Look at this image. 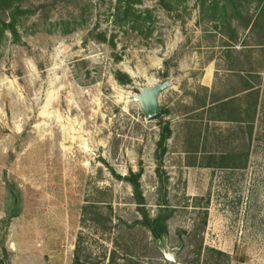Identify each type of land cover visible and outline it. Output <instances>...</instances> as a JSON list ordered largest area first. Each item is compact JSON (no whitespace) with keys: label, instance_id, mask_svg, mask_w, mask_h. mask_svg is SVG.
I'll return each mask as SVG.
<instances>
[{"label":"rangeland","instance_id":"1","mask_svg":"<svg viewBox=\"0 0 264 264\" xmlns=\"http://www.w3.org/2000/svg\"><path fill=\"white\" fill-rule=\"evenodd\" d=\"M224 1L228 17L201 0L0 3V264H264V22L251 29L264 0ZM250 73L251 144L247 123L211 106L235 94L244 107ZM167 78L158 160L163 118L134 97ZM248 146L244 170L204 165ZM132 174L152 216L171 211L161 239Z\"/></svg>","mask_w":264,"mask_h":264},{"label":"trees","instance_id":"2","mask_svg":"<svg viewBox=\"0 0 264 264\" xmlns=\"http://www.w3.org/2000/svg\"><path fill=\"white\" fill-rule=\"evenodd\" d=\"M5 0H0V3L4 2ZM250 1V0H249ZM261 1V0H257ZM201 6L204 11L207 13H210L211 15H217L219 10L223 11L224 17H228V7L227 3L224 0H201ZM238 8H236L237 10ZM239 15L240 12L236 11ZM264 22V7L261 9L259 14L257 15L256 19L253 23V26L251 29H258L262 28V23ZM4 25H6L7 28H9L12 32H15L14 24L9 23L7 24L5 21L3 22ZM264 26V25H263ZM259 45V44H258ZM236 50V49H234ZM238 54H240V51H233ZM232 69V68H230ZM229 68H227L226 71H230ZM257 71V70H256ZM253 72V71H248ZM257 73V72H255ZM259 73V72H258ZM249 79L247 77H244L243 80L246 82L247 87L243 89L244 93V101L245 106L242 107H235L232 106L234 102H237L241 98H235V94L226 95L225 97H214V99L211 102V106H213L214 110L221 112H226L228 114L234 113V115L237 114L236 118H234L237 121H241L244 123H247L249 128V140L250 144L253 139V133L255 129V123L257 120L258 113L260 111V107L262 106V94L261 89L256 88L255 85L250 81L254 78L253 74H249ZM258 75V74H257ZM230 76H240L238 74H233ZM241 77V76H240ZM170 112L167 108H162L161 113L158 114L154 118H163L166 114ZM222 117V115H221ZM223 119V118H219ZM218 119V120H219ZM227 120V119H224ZM161 125V132L159 136V140L157 141V149H156V156L158 160L163 159L164 155L168 151V140L172 137L173 130L171 128L170 121L163 120L160 122ZM250 157H251V146H248V149L246 151H239L237 149L231 150L230 152H225L220 155H212L209 156V159H215L217 161L216 164H204L206 167H219L221 169H227V171L234 172L235 170H244L248 168L250 163ZM127 180L132 184L133 187V193L137 197V203L139 205V211L142 215L141 222L144 224L149 231L151 232L152 236L155 239H161L164 237L168 231H169V224L168 221L171 217V211L167 209L166 207H163L164 204H160L159 209L157 213L152 216L147 209L145 208V199L142 194L141 190V183L139 180V174L135 175L132 174L130 177L127 178ZM235 188V186H234ZM144 205V206H142Z\"/></svg>","mask_w":264,"mask_h":264},{"label":"water","instance_id":"3","mask_svg":"<svg viewBox=\"0 0 264 264\" xmlns=\"http://www.w3.org/2000/svg\"><path fill=\"white\" fill-rule=\"evenodd\" d=\"M174 85L171 79L155 82L151 86H143L139 94L134 99L140 104L146 120L153 119L161 113V95ZM165 258L171 263H178V253L176 251H165Z\"/></svg>","mask_w":264,"mask_h":264}]
</instances>
